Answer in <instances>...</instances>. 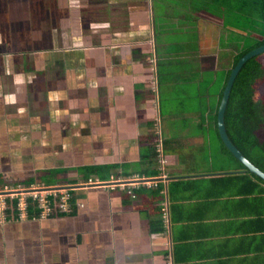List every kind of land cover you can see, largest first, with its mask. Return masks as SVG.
I'll use <instances>...</instances> for the list:
<instances>
[{"label": "crops", "instance_id": "0c3cea01", "mask_svg": "<svg viewBox=\"0 0 264 264\" xmlns=\"http://www.w3.org/2000/svg\"><path fill=\"white\" fill-rule=\"evenodd\" d=\"M125 3L115 5L128 11L151 8L147 0ZM50 14L49 25L57 12ZM134 14L149 25L140 20L143 13ZM144 26L146 32L138 35H115L113 42L126 43L113 46L114 53L84 43L75 52L79 60L62 65L78 71L62 77L58 68L52 77L45 73L43 68L53 63L45 62L42 51L0 32V182L71 187L75 204L82 205L71 214L29 217V204L25 216L9 221L7 206L5 219L0 218V264H264V182L224 152L209 119L211 107L203 119L198 113L181 118L162 112L161 80L165 96L179 81L161 75L158 63L156 71L151 63L132 64L133 51L141 46V58L151 57L150 49L158 44L156 31L147 36ZM138 36L148 45L134 44ZM19 47L26 51H16ZM125 49L129 54L122 61L129 64L114 67ZM31 55L37 59L31 61ZM8 56L28 58L46 75L34 78L27 69L22 72L29 75L9 76L2 65ZM83 130L98 131L92 134L95 143L71 145ZM160 148L167 160L165 178L157 161ZM98 166L114 167L109 181L135 184L136 198L128 189L86 185L99 178H87L82 169Z\"/></svg>", "mask_w": 264, "mask_h": 264}, {"label": "trees", "instance_id": "16d2710c", "mask_svg": "<svg viewBox=\"0 0 264 264\" xmlns=\"http://www.w3.org/2000/svg\"><path fill=\"white\" fill-rule=\"evenodd\" d=\"M166 5V12L171 9L174 11L175 7L179 9V16L176 22L166 21L165 13L159 14L161 16V23L155 18V31L158 52V65L161 67L163 64H167L164 60H170L171 63L177 67L179 71V78L181 72L186 73L185 79H179V88L184 89L182 92L184 97H189L191 103L179 100V108L170 109L171 112H177L175 114L186 115L198 113V116L203 119L207 117L206 111L211 107L212 113H209V119L212 120L217 126L218 136L224 142L220 130H219V110L224 97L226 87L231 77L232 71L239 64L242 58L253 50L264 46V0H161ZM210 14L212 17L220 19L221 23L219 27L223 31L230 33L231 45L234 46L232 50L225 51L228 54L221 53L215 49L217 38L213 42L214 36L210 39H206L211 31H204L200 17L203 14ZM157 15V13H156ZM173 15V13H172ZM174 16V15H173ZM175 17V16H174ZM174 17H169L170 19ZM168 19V20H170ZM158 24V26H157ZM180 25H186L190 27V36L186 37L187 42L184 43V47L188 48L187 56L185 59H180L174 53H171L174 49H179L177 43L172 40L165 41V46H159L161 42L162 34L165 33L162 27L171 26L178 27ZM183 29V28H182ZM181 29V30H182ZM185 29V28H184ZM195 36H192L193 31ZM209 30V29H208ZM170 34L174 33L173 29H169ZM211 37V36H210ZM223 35L218 38L219 47H228L227 44L222 43ZM230 42V40H229ZM176 45V46H175ZM176 47V48H175ZM213 48L216 50H213ZM198 55H210L216 56L220 69L206 70L201 69L200 64L196 62V53ZM229 57H228V56ZM191 56V57H190ZM264 53L257 55L250 59L241 70L231 93L228 109L226 112V125L231 139L237 145L242 152L254 162L258 168L260 167L264 171ZM164 59V60H163ZM164 61V62H163ZM197 63V65H196ZM165 64V65H166ZM164 65V66H165ZM159 69V73L164 75L165 73ZM158 72V71H157ZM209 73L211 77L205 76ZM171 75H173L171 73ZM160 77V75L158 74ZM184 82V86L181 84ZM194 84L195 91L189 90L188 87ZM193 91L194 94L190 92ZM176 92L175 89L173 93ZM189 92V93H188ZM188 93V94H187ZM162 95V93H161ZM165 97V96H164ZM186 100V99H184ZM162 105V99L160 100ZM165 114V111L162 110ZM167 113V112H166ZM206 114V115H205ZM222 142V143H223ZM168 142L163 143L164 153H169L171 149L167 147ZM224 144V152L229 155L233 160H236L240 166L248 172L251 176L257 178L261 182H264L261 178L251 173L248 168L242 164L230 151V149ZM157 156V155H156ZM156 159V157H155ZM114 167L111 166H98V167H86L83 168L87 178L90 176H96L101 181L106 182L110 180V175ZM162 171V170H159ZM152 172H150L151 174ZM34 181H29L23 185L24 187H31ZM2 183V182H0ZM15 184V183H14ZM1 186L3 185L0 184ZM8 212L7 219L16 220L20 218L18 212L17 199H8ZM75 203V197L72 200ZM34 205V206H33ZM36 204H30V210L28 212L29 217H38L40 212L35 209ZM74 211V209H73ZM57 215L60 213L57 212Z\"/></svg>", "mask_w": 264, "mask_h": 264}, {"label": "rangeland", "instance_id": "374dc122", "mask_svg": "<svg viewBox=\"0 0 264 264\" xmlns=\"http://www.w3.org/2000/svg\"><path fill=\"white\" fill-rule=\"evenodd\" d=\"M126 1L128 0H82V2H80V0H61V2L60 0H0V25L8 23V25L11 27L13 25V22L17 23L20 21L21 23V21H23L24 18H26V21L27 20L30 21V30L34 32V35L36 37L35 38L36 43L34 42L35 43L34 49L35 50L39 49V52L42 51L41 57L45 56L46 58L45 62L49 63L51 61L53 63L50 65L51 69L43 68L45 69V73L49 72L48 75L52 77V73H54L52 69L57 70L58 68L59 70L58 73L62 77L64 75L66 76L67 75L66 73L68 71L70 72L73 71L74 73L78 71L76 68H73L71 71L70 69H68L69 67L66 68V65L65 66H62V65L65 64L66 61L68 62L78 61L79 56L75 52H79L81 45H83L84 43H87L85 46H89V47L90 46H94L95 48L102 47L106 51L105 53L108 54L110 53V51L111 53L112 52L114 53L115 50L119 49L121 45L126 43V41H124L123 39L119 40L118 42L117 41L113 42V38L115 35L117 36V34H119L120 36V35H125L126 33L128 35H132V34L138 35L137 31L140 30V26L138 25L142 23L139 20H135L136 16L134 12L143 13V16H141V18L143 19H140V20L149 21V25L145 22V24L149 27L147 30L148 32L147 36L150 34L152 35L154 33L153 31H155L154 20L156 17H157L156 19H158V21L161 23V16H159V14L161 15L165 13V16H167L165 18H168V19H170L169 17L175 16L174 18L170 20L166 19L164 24H168V22L177 23L175 18L179 16V9L175 7L173 12H171V9L168 12H166L167 10L166 5L161 0H152L151 8L148 6L143 9H140V8L134 9V7L132 6L130 8L131 10L129 11L125 10L126 6L124 8H121L119 5H115V4H121V5L126 4L125 3ZM110 3H113L114 4L113 6L116 7L114 8L115 9L114 11L112 10V6ZM131 4L132 3H130V5ZM145 4L147 5V2L143 3L144 6ZM64 5L67 8H64ZM132 8H133V11H132ZM52 11H54L55 13L57 12V16L55 18V22L51 23L50 24L51 26H50L48 23L49 21L48 15H51L50 13ZM147 13L149 16L146 18L144 16ZM172 13L174 16L172 15ZM70 14H71V19L74 22V26H71L69 24ZM68 17H69V20H68ZM41 20L44 23H42ZM200 20L202 22L204 31L212 30V33L210 32L209 36L206 39H210L211 41V38L214 36V33H216L213 39V42L216 40L215 38H217V43L215 46V49L217 51L221 53H225L226 50L229 51L234 48V46L231 45L232 35L230 33L223 31V29L219 27V24H217V23H221L220 19H217L215 17H212L210 14L205 13L202 15V17H200ZM178 23H179V20H178ZM25 26H26V22H25ZM189 28L190 27L188 26V24L186 25L179 24V26L176 28L167 26V25L165 27H162V30L169 31V29H173L174 33L170 34V32L164 31L165 33L162 34L161 42H159V46L163 42V40H166V41L172 40V43L173 42L177 43V46H179L178 47L179 49L177 50L174 49L173 51H171V53H174L177 56L179 55L180 59H185L184 57L187 56L188 48L184 47V43L187 42L186 37L190 36ZM191 33L193 36L195 34V31ZM9 35H11V31H9ZM143 35L145 36L146 34H143ZM222 35L224 39L222 43L227 44L228 47H224V48H222L221 46L219 47L218 38L221 37ZM22 36H23L22 34L19 35V37H22ZM26 36H29V35H26ZM154 37L155 36L153 35V39ZM140 38L141 37L139 36L136 37V39L134 40V44H144V43H140ZM144 39L146 42L147 38H144ZM151 41L153 42V40ZM63 43H65V45ZM144 45H148V44L146 43ZM113 46L117 47V49L114 48ZM89 47H82V48L86 49ZM111 47H113L114 50H112ZM140 48H143V47L140 46ZM139 49H136L137 52L133 51V54H132L133 57L131 56V58H133L134 62H132V64H139L138 63L139 61L141 63L142 62L151 63L150 68L156 71L157 70L156 68L157 67V57H156V53L154 54V50H157V47L156 49L155 47L154 48L152 47L150 49L151 57L147 56L144 58H141L140 56L141 50ZM215 49L213 48V50ZM35 50L31 51V53H33ZM125 50H126V53H123L121 55L118 54L117 59H114L115 56L113 55L114 57L113 59L115 62L113 65L114 67H119L121 65L129 64V63L128 64L123 63L122 61L123 59H126L127 55L129 54L127 53L128 50L127 49ZM22 51H26V49H23ZM198 52L199 51H197L195 57H196V62L200 64L201 69H203L204 71L206 70L219 71L218 69L222 68L220 67L221 64H219L218 66V61L215 55L213 54H210L209 56L203 55V54L198 55ZM150 53H148L147 55H149ZM226 54L228 53L226 52L223 55H226ZM33 56L34 55H31L30 57L31 61L35 60ZM263 60H264V57H263ZM164 61H166L167 64L165 63L166 65L163 64L160 67L162 68L161 69L162 72H164L168 77L172 79L175 78L178 81L179 79L186 80L185 79L186 77L184 74H181L179 78V71L173 63L170 65L171 63L170 60H164ZM58 64L61 65V67ZM16 68H18V66H16ZM93 72L94 70H90V71H87L86 73L88 74V73H93ZM16 73H18L17 70H16ZM171 73L173 74V76H171ZM205 76L211 77L209 73H206ZM156 83H157V78L153 81V85H155ZM177 83L179 84V82ZM161 84L163 85L162 86V110L165 111V114L170 109H175V108L180 109L179 100L181 99H183L184 102L187 101L191 103V99L189 97L183 96L184 94H182V92L185 90L179 88V85H178V88L174 87L176 92L172 93L171 95L165 96V89H164L165 81L161 80ZM181 84L184 85V82H181ZM184 86H188V85H184ZM188 89L193 90V91L196 90V88L194 87V84L188 87ZM193 91H191L190 93L194 94ZM37 92H39V90ZM164 116H169V115H164ZM192 116L194 115L193 114L179 115V117L181 118H190ZM165 121H168V120H165ZM158 131H159V127H158ZM160 131H161L160 133V136H161L162 135L161 127H160ZM93 133L98 135L97 130L96 131L83 130L81 132V136L72 138L74 142H72L71 145H74L75 142H79V141H84V143H88V144L90 143L94 144L95 140L92 139ZM158 139H159V136H158ZM61 147L63 148L62 145ZM88 149H93V147L87 148L86 151H88ZM131 180H134V178ZM50 181H53V179H50ZM40 187H46V186L40 185Z\"/></svg>", "mask_w": 264, "mask_h": 264}, {"label": "built area", "instance_id": "2783aa9c", "mask_svg": "<svg viewBox=\"0 0 264 264\" xmlns=\"http://www.w3.org/2000/svg\"><path fill=\"white\" fill-rule=\"evenodd\" d=\"M158 163L162 169V178H165L164 167L167 164L166 158L162 154V148L159 149ZM131 181V180H128ZM89 187L109 188L115 190L116 188L128 189L129 194L134 198L133 193L136 185L126 183L123 179H111L109 182H103L99 179H90L86 183ZM8 199L18 201V212L20 216H25L29 204H36L40 211L41 217L53 216L55 213L71 214L73 209L81 208L82 205L72 202L74 199V189L68 188H52V187H24L22 185H4L0 186V218L5 219L6 207L8 206Z\"/></svg>", "mask_w": 264, "mask_h": 264}, {"label": "water", "instance_id": "95a60500", "mask_svg": "<svg viewBox=\"0 0 264 264\" xmlns=\"http://www.w3.org/2000/svg\"><path fill=\"white\" fill-rule=\"evenodd\" d=\"M264 53V46L259 47L252 52L248 53L244 58L241 59L239 64L234 68L232 71L231 77L229 79L228 85L226 87L224 97L220 106L219 110V129L221 136L226 144V146L230 149L231 153L242 163L244 164L248 170L253 173L254 175L258 176L262 180H264V171L261 170V168L252 162L250 158H248L240 148L237 147V145L233 142V140L230 137V134L227 129L226 125V112L228 109V104L230 100V96L234 87V84L243 69L244 65L253 57L260 55Z\"/></svg>", "mask_w": 264, "mask_h": 264}, {"label": "flooded vegetation", "instance_id": "af4514ba", "mask_svg": "<svg viewBox=\"0 0 264 264\" xmlns=\"http://www.w3.org/2000/svg\"><path fill=\"white\" fill-rule=\"evenodd\" d=\"M80 2H82V0H80ZM148 2H149V5H152V0H148ZM40 19V18H39ZM20 20V19H19ZM25 22H30V21H21V23H20V21L19 22H17V23H15L14 24V28L13 27H10L9 25H8V23H5V24H1L0 25V32H2V34H4L5 33V36L6 37H9V39H11V40H13V39H16L20 44H21V46H23V47H26L25 45H27L28 46V48H34L35 47V35H34V32L33 31H31L30 30V27L29 28H27L26 26H25ZM71 24L72 25H74V22H73V20H72V22H71ZM142 24H140V26H141ZM143 25H145V24H143ZM142 25V26H143ZM25 27V28H24ZM13 28V29H12ZM141 29H140V31L141 30H143V31H145L146 32V28H145V26L144 27H140ZM9 31H11V35H9ZM40 32V31H39ZM23 35L22 37H19V35ZM33 34V35H32ZM26 35H29V36H26ZM30 37H31V39H30ZM12 42V41H11ZM35 42V43H34ZM8 50L9 51H11V52H13V51H15V50H10V48H8ZM18 50H22V48H16V51H18ZM28 51V50H27ZM27 53V52H26ZM18 57H15V59L14 58H12L11 56H8V58L7 59H4V61H5V63L4 64H2V65H4V67L8 70V75L9 76H12V77H17V76H20L21 75V77L23 76V75H27L28 73H23L22 71H21V68H22V64L23 65H25V63H26V61L27 62H29V63H27V66L25 67L26 68V70H23L24 72L26 71L27 72V69H30L31 70V72H29L30 74H31V76L32 77H38V78H41V77H43V76H45L46 74L44 73V72H41V71H43L40 67H36V63L34 64L35 66L33 67V63L30 61V60H28V58L27 59H24V58H22V60H20V59H18ZM35 59H37V57L35 58ZM16 66H18V68H16ZM10 67L11 68H13V70H10ZM36 68V69H35ZM16 70L18 71V73H16ZM20 72H22V73H20ZM14 73V74H13ZM29 75V74H28ZM30 76V77H31Z\"/></svg>", "mask_w": 264, "mask_h": 264}]
</instances>
